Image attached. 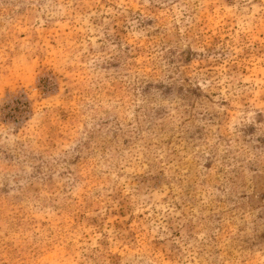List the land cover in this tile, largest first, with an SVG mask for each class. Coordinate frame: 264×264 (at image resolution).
<instances>
[{
	"label": "rangeland",
	"instance_id": "rangeland-1",
	"mask_svg": "<svg viewBox=\"0 0 264 264\" xmlns=\"http://www.w3.org/2000/svg\"><path fill=\"white\" fill-rule=\"evenodd\" d=\"M0 264H264V0H0Z\"/></svg>",
	"mask_w": 264,
	"mask_h": 264
}]
</instances>
